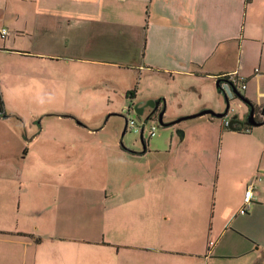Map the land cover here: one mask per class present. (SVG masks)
<instances>
[{
    "label": "crops",
    "instance_id": "1",
    "mask_svg": "<svg viewBox=\"0 0 264 264\" xmlns=\"http://www.w3.org/2000/svg\"><path fill=\"white\" fill-rule=\"evenodd\" d=\"M3 27L9 30L5 38ZM99 72L113 78V89L127 98L135 89L132 107L146 113L166 111L168 99L161 93L140 96L144 72L200 77L217 85L223 74H234L246 82L243 96L260 110L264 0H4L0 264H264V220L255 217L258 226L248 232L230 227L239 217H264V123L243 121L245 111L233 115L235 132L209 114L193 118L200 129L214 126V136L242 138V151L258 154L259 169L245 184V191L252 180L257 185L245 215L238 207L226 211V203L219 209L210 184L195 183L184 172L179 150L195 153L202 142L194 133L188 138L191 129L183 142L167 130L158 141L146 139L141 152L132 151L151 161L144 172L161 166L160 184H136L135 178L113 184L112 192L111 184H15L40 137L26 134L24 110L65 102L74 86H87L84 79ZM230 98L240 101L232 93ZM202 147L208 149L205 139ZM134 168L135 174L139 168Z\"/></svg>",
    "mask_w": 264,
    "mask_h": 264
},
{
    "label": "rangeland",
    "instance_id": "2",
    "mask_svg": "<svg viewBox=\"0 0 264 264\" xmlns=\"http://www.w3.org/2000/svg\"><path fill=\"white\" fill-rule=\"evenodd\" d=\"M3 1L0 0V9ZM106 77L109 76L102 72L91 73L82 83L87 86H74L73 95L65 102H56L51 106L42 102L37 108L30 106L34 110H24L26 134L33 136L39 133L40 137L34 152L26 155L24 175L18 177L15 184H90L98 188L103 184H111L109 192L114 189L113 184H130L135 178L136 184H160L163 174L161 166L151 167V172H144L146 165L151 166V161L132 152L143 150L141 133L128 128L123 135L126 119L134 118L140 126L145 125L144 138L148 141H158L160 135L169 130L168 136L173 132L176 141L183 142L186 136L182 139L177 130L183 129L187 135L188 129H191L188 138L194 133L202 142L201 146L194 148L195 153L185 146L182 147L185 149L179 150L182 164L185 160L184 172L194 177L195 183L203 181V184H210L209 190L212 196L217 195L219 209L221 203H226L225 209L241 208L245 184L253 177V171L259 169L258 154L242 151V138H227L220 133L214 136V126L200 129L193 118L175 122L178 118L203 110H191L198 109L200 103L207 102L208 109L224 112L227 106L226 93L231 97L228 85L224 92L219 91L216 81L209 79L144 72L140 81V96L161 93L168 99L163 103L167 105L164 121L174 123L165 126L159 121V114L154 120L148 119V113L144 110L145 114L140 118V114L132 107L131 97L117 93L113 89V78ZM55 95L60 101L61 94ZM219 96L223 101L217 99ZM241 111L240 101L233 99L227 115L216 117L215 120L219 123L224 118L231 120L233 115ZM178 113L184 114L179 116ZM152 124L157 125L155 136L150 133ZM93 130H96L95 133ZM230 131L234 130L229 128ZM204 139L208 149L202 147ZM235 144L236 149L232 147ZM189 159L193 160L192 164H188ZM134 167L139 168L135 174ZM108 207L111 211L112 200H108ZM251 217H239L230 227L233 229L237 226L248 232V227L251 230L258 226L255 217L259 218V222L264 220L263 216L253 214Z\"/></svg>",
    "mask_w": 264,
    "mask_h": 264
},
{
    "label": "water",
    "instance_id": "3",
    "mask_svg": "<svg viewBox=\"0 0 264 264\" xmlns=\"http://www.w3.org/2000/svg\"><path fill=\"white\" fill-rule=\"evenodd\" d=\"M222 81H224V82L226 81V84H228V85H230L232 87V91L231 92L235 93L236 96L239 97L242 100L240 102V105L242 107V111H245L244 117L248 113V121L249 122H252L255 125H260V124L264 123V107L259 110L257 108V106L253 102H251L250 100L246 99L243 96L242 93H239V90H238L235 82L230 77L228 79L225 78V79L218 80V86L220 87V91H224L225 92V88H222V84H221ZM231 100L232 99L229 98L228 94L226 93L227 106H226V109H225L224 112H216V111H214L212 109H208L207 108V109L201 110L198 113L190 114V115L178 118L175 122H179V121H181L183 119H187V118H195V117L202 116V115H205V114H209V115H211L213 117H224L225 115H227V113L229 112V110L231 108ZM149 103L152 104V105L154 104V102H152V101L149 102ZM135 109L140 115L143 114L144 108H141V110L139 108H135ZM156 110H154L153 112H155ZM164 112H165V109H162L159 112V121L161 122V124H163L165 126H169L170 124H173L174 122H165L164 121ZM151 114H150V116H151ZM258 115L263 118L261 121H257L256 120V117ZM148 117H149V115H148ZM234 121H236V116H234V118H232V120H231V129H233V130H235V127L233 126ZM128 125H129V119L127 118L123 134L126 133V131L128 129ZM177 132H178V134H179V136L181 138L185 137V131L183 129H178ZM144 133H145V126H142V129H141V138H142V140L144 139Z\"/></svg>",
    "mask_w": 264,
    "mask_h": 264
},
{
    "label": "built area",
    "instance_id": "4",
    "mask_svg": "<svg viewBox=\"0 0 264 264\" xmlns=\"http://www.w3.org/2000/svg\"><path fill=\"white\" fill-rule=\"evenodd\" d=\"M8 33H9V30L7 27H3L1 29L2 37L5 38L8 35ZM228 75L235 82L236 86L239 87L241 90L246 88V82L242 78L234 77V74H228ZM221 84H222V88H226L227 84L225 82L222 81ZM0 114H1V111H0ZM223 123L226 127H231V120L224 118ZM128 128H131L132 130H134V132L141 133L142 125L140 126L138 122L134 118H132V119H129ZM156 130H157V125L152 124L151 129H150L151 136H154L156 134ZM242 130L245 132H250L251 127H243ZM256 188H257L256 181L252 180L248 184L247 189L245 191L243 204L240 208V213H246L251 209Z\"/></svg>",
    "mask_w": 264,
    "mask_h": 264
},
{
    "label": "flooded vegetation",
    "instance_id": "5",
    "mask_svg": "<svg viewBox=\"0 0 264 264\" xmlns=\"http://www.w3.org/2000/svg\"><path fill=\"white\" fill-rule=\"evenodd\" d=\"M230 76L228 75V74H223L222 76H221V79H225V78H229ZM224 82V81H223ZM225 83H226V81H225ZM228 85V84H227ZM229 86V88L231 89V91H232V87L230 86V85H228ZM238 88V90H239V93H241V89L239 88V87H237ZM232 93V92H231ZM233 95H234V97H236V98H239V97H237L236 96V94L235 93H232ZM239 100H240V102L242 101L240 98H239ZM153 112V111H152ZM151 111L147 114V118L148 119H153L154 120V118H157V116H158V114H159V112L158 111H155V112H153L152 113ZM152 113V114H151ZM143 114H144V112H143ZM150 114H151V116H150ZM148 115H149V117H148ZM141 116V115H140ZM243 121H248V113L245 115V117H244V115H243Z\"/></svg>",
    "mask_w": 264,
    "mask_h": 264
},
{
    "label": "trees",
    "instance_id": "6",
    "mask_svg": "<svg viewBox=\"0 0 264 264\" xmlns=\"http://www.w3.org/2000/svg\"><path fill=\"white\" fill-rule=\"evenodd\" d=\"M127 95H128L129 97H134V95H135V89H131V90H129L128 93H127ZM0 111H1V115H6V114L4 113V101H3V98H2V94H1V92H0ZM228 128H231V127H228ZM236 129L241 130L240 128H236ZM242 131H243V130H242ZM143 142H144V143L147 142L146 138L143 139Z\"/></svg>",
    "mask_w": 264,
    "mask_h": 264
}]
</instances>
